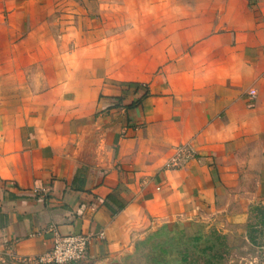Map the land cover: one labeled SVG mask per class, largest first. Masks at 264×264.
I'll use <instances>...</instances> for the list:
<instances>
[{"label":"crops","instance_id":"1","mask_svg":"<svg viewBox=\"0 0 264 264\" xmlns=\"http://www.w3.org/2000/svg\"><path fill=\"white\" fill-rule=\"evenodd\" d=\"M125 83L148 95L111 108ZM262 197L264 0H0V264L53 232L135 264L160 227Z\"/></svg>","mask_w":264,"mask_h":264},{"label":"rangeland","instance_id":"2","mask_svg":"<svg viewBox=\"0 0 264 264\" xmlns=\"http://www.w3.org/2000/svg\"><path fill=\"white\" fill-rule=\"evenodd\" d=\"M138 248L135 264H264V197L164 225Z\"/></svg>","mask_w":264,"mask_h":264},{"label":"built area","instance_id":"3","mask_svg":"<svg viewBox=\"0 0 264 264\" xmlns=\"http://www.w3.org/2000/svg\"><path fill=\"white\" fill-rule=\"evenodd\" d=\"M254 95V90H249L247 92L248 97L253 98ZM190 153L191 151L189 148L178 147L173 156L165 164V168L175 169L180 167L190 156ZM99 236H102V234ZM91 240L92 238L89 235H61L57 232H53L51 249L45 254L30 260V262L33 264H80L87 256ZM4 260L5 257L0 253V263Z\"/></svg>","mask_w":264,"mask_h":264},{"label":"trees","instance_id":"4","mask_svg":"<svg viewBox=\"0 0 264 264\" xmlns=\"http://www.w3.org/2000/svg\"><path fill=\"white\" fill-rule=\"evenodd\" d=\"M122 89L124 92L130 93L133 95V100L126 101V94L113 98L111 108L125 107L127 109L133 108L140 105L141 101L148 95L147 89L138 84L125 83L122 84Z\"/></svg>","mask_w":264,"mask_h":264},{"label":"water","instance_id":"5","mask_svg":"<svg viewBox=\"0 0 264 264\" xmlns=\"http://www.w3.org/2000/svg\"><path fill=\"white\" fill-rule=\"evenodd\" d=\"M91 141H93V143H94V138H92Z\"/></svg>","mask_w":264,"mask_h":264}]
</instances>
